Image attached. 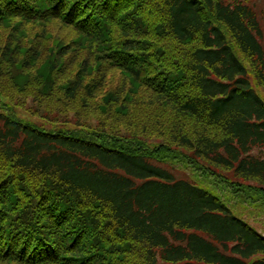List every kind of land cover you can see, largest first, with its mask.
I'll use <instances>...</instances> for the list:
<instances>
[{
  "label": "trees",
  "instance_id": "1",
  "mask_svg": "<svg viewBox=\"0 0 264 264\" xmlns=\"http://www.w3.org/2000/svg\"><path fill=\"white\" fill-rule=\"evenodd\" d=\"M129 1L0 0V23H60L95 47L117 30L129 38L143 24L135 18L128 31L126 16H117ZM145 1L158 14L163 41L198 44L181 55L179 69L145 83L202 128L193 138L176 133V140L193 164L205 161L229 174L217 175L229 189L264 194V100L251 79L264 88V12L243 0L133 5ZM129 42L122 48L112 42L107 61L142 81L140 67L125 61L135 48ZM22 45L11 48V59L29 67L38 50ZM68 48L54 39L52 71L64 65ZM103 86L101 78L85 87L78 74L66 97L74 100L85 89L94 96ZM119 146L0 112V264H105L110 258L116 264H264V235L213 190L176 175L159 150Z\"/></svg>",
  "mask_w": 264,
  "mask_h": 264
},
{
  "label": "rangeland",
  "instance_id": "2",
  "mask_svg": "<svg viewBox=\"0 0 264 264\" xmlns=\"http://www.w3.org/2000/svg\"><path fill=\"white\" fill-rule=\"evenodd\" d=\"M243 1L257 4L264 12V0ZM118 14V17L126 16L124 26L128 31L135 18H140L143 24L137 31H131L129 38L117 30L114 39L98 40L95 47L89 37L62 27L60 23L43 24L21 19L0 23V112L44 130L71 132L110 147L124 144L129 149L135 147L145 152L159 150L160 157L177 169L176 175L190 177L213 190L233 213L264 235V194L251 190L244 193L241 192L243 188L233 191L217 176L228 177L229 174L211 168L205 161L200 164L189 161L191 152L176 140V133L193 138L202 128L189 116H179L169 102L159 101L157 94L145 86L151 75L155 78L158 73L179 69L183 62L181 55L198 44L173 39L163 41L158 29V14L153 12L148 1L135 6L131 0ZM118 23L122 24L123 20ZM54 39L69 44V48L64 65L52 71L50 47ZM127 39L135 48L126 53L125 61L130 66L140 67L142 81H135L124 68L114 66L112 59L107 61L110 59L107 48L113 49L109 45L115 42L122 48ZM19 44L27 51L38 50L37 58L31 60L29 67L11 59L16 56L11 48ZM18 54L22 60L26 57L23 51ZM78 74L85 87L101 78L104 86L94 96H88L85 89L74 100H69L66 90ZM251 79L264 100V88L257 84L254 75ZM209 133L222 136L215 129ZM253 197L258 198L253 200ZM114 261L110 258L105 264H116Z\"/></svg>",
  "mask_w": 264,
  "mask_h": 264
}]
</instances>
